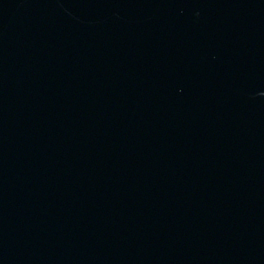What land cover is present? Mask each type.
<instances>
[{"label":"water","instance_id":"1","mask_svg":"<svg viewBox=\"0 0 264 264\" xmlns=\"http://www.w3.org/2000/svg\"><path fill=\"white\" fill-rule=\"evenodd\" d=\"M0 264H264V0H0Z\"/></svg>","mask_w":264,"mask_h":264}]
</instances>
